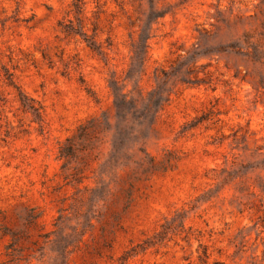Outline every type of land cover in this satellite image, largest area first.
Listing matches in <instances>:
<instances>
[{
	"label": "rangeland",
	"instance_id": "rangeland-1",
	"mask_svg": "<svg viewBox=\"0 0 264 264\" xmlns=\"http://www.w3.org/2000/svg\"><path fill=\"white\" fill-rule=\"evenodd\" d=\"M0 264H264V3L0 0Z\"/></svg>",
	"mask_w": 264,
	"mask_h": 264
},
{
	"label": "trees",
	"instance_id": "trees-1",
	"mask_svg": "<svg viewBox=\"0 0 264 264\" xmlns=\"http://www.w3.org/2000/svg\"><path fill=\"white\" fill-rule=\"evenodd\" d=\"M261 2H263V3H264V0H261Z\"/></svg>",
	"mask_w": 264,
	"mask_h": 264
}]
</instances>
